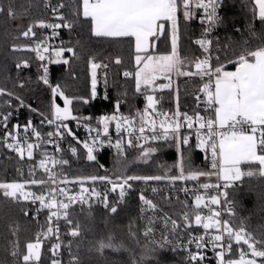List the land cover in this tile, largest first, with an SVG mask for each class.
Here are the masks:
<instances>
[{
  "label": "snow or ice",
  "instance_id": "6c2138e0",
  "mask_svg": "<svg viewBox=\"0 0 264 264\" xmlns=\"http://www.w3.org/2000/svg\"><path fill=\"white\" fill-rule=\"evenodd\" d=\"M223 0H80L75 10L77 17H83L89 24L91 34L97 38L121 40L128 38L134 42L135 72L125 71L124 77H134L135 90L144 95L146 106L143 110H137L136 114L124 115L119 112L121 101L117 99L115 104L116 112L111 115L101 116L97 119V125H102L103 135L107 138L101 139L99 127L93 128L85 125L90 136L89 141H79L75 133L69 128L65 121L77 120L72 115L70 105L72 100L65 96L60 85L52 86L48 80V68L41 64L43 75L40 79L44 84L51 87L53 96L59 95L64 100V107L53 104L51 118L44 116L41 124H55V130L47 133L33 125L29 119L25 124L16 123L9 128V122L13 116L12 111L0 110V146L14 152L20 160L27 158L34 160L36 150L39 151L40 159L33 164L28 171V178L13 180L11 182H0V194L13 202L21 200L29 201L32 204H39L36 209L37 215L47 210L45 225L41 231L36 233L33 240L27 241L23 250L19 240L11 241V256L14 264H41V251L44 241L55 239L48 251L51 253V264H62L60 251L66 248L69 253V264H80L79 257L72 251L73 240L65 244L61 240L60 221L63 220L67 226V235L73 239L81 236V226L74 221L70 209L75 204L83 206L88 203L92 196L100 198L101 194L95 188H87L84 185L88 182L95 184L97 181L107 182L111 185L110 191L119 190V197L123 200L128 189L132 187L130 181H162L175 185L177 181L196 182L198 187H183L181 190L186 195L193 196V202H182L183 211L180 213L183 224H178L167 214L162 218L165 227L171 225V231L175 232L183 227L190 229L195 225L203 229L202 234L195 236L189 234V244L195 243L196 251H189V264H202L206 259V250L210 247L215 259V264H264V238L246 230L241 223L234 225L233 221L224 217H233L235 213L228 207L235 204L228 199V189L237 187L244 177H264V43L251 48L247 44L237 54L233 53L235 59H227L222 62L219 55L213 57V52H219V47H213L214 42L209 38L210 33L218 25L223 23L218 9ZM65 7L64 3L52 6L49 0L45 2V8H51L54 21L45 19L31 20L20 36L30 39L32 42L26 45H13V51H30L35 53L40 61L46 59L50 63L68 64V59H61L65 52L76 55L73 47L53 48L48 41L50 36L38 33L39 30H52V36H57L58 29L67 28L71 30L74 21L60 11ZM27 10L25 9V14ZM202 13L200 22L204 25L201 37L194 43L202 50L201 56L190 57L181 54V17L188 22L196 19L197 14ZM0 14L11 19L17 18V11L13 4L0 3ZM259 18L264 23V0H254L253 18ZM170 45L169 50L161 53L158 51V42ZM45 54H48L46 56ZM53 56L55 59H53ZM213 61H215L213 63ZM116 64L121 60L117 58ZM235 65L234 71L226 70L225 64ZM28 67V61L18 62L16 68ZM91 67V97L97 96V70L107 69V64L90 61ZM105 84H107V73H104ZM173 77L198 78L202 83L197 95L196 108L204 105V112L208 115H201L199 110L189 114L181 112L179 108V85L175 88L176 110L173 113L161 111L157 108L159 100L155 93L164 89H172L175 83ZM158 80H166L167 83H159ZM20 88L24 87L19 83ZM0 97H8L3 103L12 107V100L18 101V107H25L21 97L6 87H0ZM107 96L105 95V99ZM88 103V100H84ZM18 110V108H17ZM36 112V109H30ZM159 121L157 131V118ZM82 119L90 120L91 117ZM115 122L117 139L115 144L108 137L109 126ZM187 128L189 134L181 136L180 130ZM122 133L127 134V147L140 149L138 159L145 163L151 155L157 151L155 147L145 148L139 142L149 141L165 142L174 141L179 154L178 174L164 176L160 175H117L115 179L109 176H83L69 179L65 173V166L70 164L63 156L64 149L60 141L65 136H72L78 143H83L86 149V159L96 161L94 154L98 148H102L107 142L110 147L117 150V156L125 154V138ZM195 135V147L203 151L208 159L210 170L205 171L192 165L190 157L185 155L184 148L190 145V136ZM47 145H52L54 153L47 151ZM190 150V147H189ZM72 156L77 155V148L69 145ZM59 154V155H57ZM121 161L117 159V164ZM37 169L43 171V175L37 178ZM18 174L23 177V171L17 169ZM216 176L217 183L201 182V177L210 179ZM223 181V183H219ZM69 184L79 185V192L73 194L67 187ZM35 187L38 191H32ZM200 189L204 192L200 193ZM223 189V190H221ZM210 190L215 194H211ZM153 192L157 190L152 189ZM87 193V196L85 195ZM140 200L154 213L157 205L152 200L140 195ZM102 202L105 208L111 213L117 212L116 206L108 203L107 192L103 195ZM24 215L28 210L23 209ZM142 211L144 209L142 208ZM36 219V217H33ZM155 215L148 218V226L144 232L145 236L154 232ZM18 228L12 229L13 236H16ZM167 242L164 237L160 247ZM122 245H117L109 237L107 241L98 242V251L112 249L119 251Z\"/></svg>",
  "mask_w": 264,
  "mask_h": 264
},
{
  "label": "trees",
  "instance_id": "16d2710c",
  "mask_svg": "<svg viewBox=\"0 0 264 264\" xmlns=\"http://www.w3.org/2000/svg\"><path fill=\"white\" fill-rule=\"evenodd\" d=\"M66 17L74 21L71 30L62 29L63 47H73L76 55L65 52L61 59H68L69 63H55L52 70L53 84L60 85L65 96L72 100V111L80 116L90 114L94 116L101 108L106 107L113 115L116 112L117 99L121 101L119 112L124 115H135L137 110H143L146 106L144 95L135 90L134 77H124L125 71L135 72L134 42L128 38L112 40L97 38L91 34L89 24L83 17H77L75 10L80 0H62ZM5 5L11 3L17 11V18L11 19L0 14V87L14 91L22 98L25 107H18V101L12 100V107L2 104L3 111H12L13 116L9 122V128L16 123H24L29 119L40 122L44 116L50 117L52 112V92L49 85L43 83L40 77L43 75L41 61L35 53L30 51H13V45H26L30 39L20 36L31 20L45 19L48 9L45 8V0H0ZM221 10L223 23L218 25L215 41L218 40L220 51L216 52L222 62L227 59H235L233 53H239L245 44L251 48L264 43V23L259 18H253L254 0H224ZM25 9L27 10L25 14ZM198 13L196 19L185 22L181 17V54L190 57L201 56L202 50L194 41L201 37L204 25L200 22ZM43 34V30L37 29ZM170 45L158 42V51L163 53L169 50ZM119 58L120 64L115 60ZM28 61V67L16 68V64ZM107 64L97 70V96L91 97V67L90 61ZM226 68H235L232 63H226ZM107 73L105 84L104 73ZM175 83L172 89H164L155 93L159 100V107L173 113L176 110L175 88L179 85V108L181 112L194 113L196 110L197 95L201 81L198 78L173 77ZM163 82V80H162ZM19 83L24 87L20 88ZM105 95L107 98L105 99ZM8 97H0L4 102ZM57 100L62 103L63 98L57 95ZM88 100V103H84ZM18 108V110H17ZM30 109H36V112ZM43 113L44 116L40 115ZM3 129H0V133ZM155 146L157 151L145 163L138 160L140 149L125 147L124 158L128 163L126 174L132 175H174L178 172L175 167L179 154L175 143L143 144ZM190 147V150H189ZM184 148L185 155L190 157L192 165L196 168L209 170V164L203 160V153L192 143ZM76 156H70L71 163L68 168L71 175L81 176L90 174L108 173L115 160L119 158L117 151L107 149L96 157V161H88L86 152L79 151ZM40 159L36 153L34 160H20L19 157L0 146V182L21 180L28 178L29 168ZM17 169L23 171L21 177ZM43 175V171L37 169V178ZM34 189H37L33 187ZM39 190V189H37ZM140 184H133L131 193L125 202L117 208L116 213H111L108 208L98 205L75 204L70 211L74 221L81 226V236L66 240H73L72 251L79 257L80 264H189L188 253L180 250H166L160 248L152 239L144 235L143 220L140 206ZM228 198L236 204L234 225L241 223L247 231L255 234L257 238H264V177H244L237 182V187L228 189ZM167 203V202H165ZM23 209L28 210L24 215ZM167 210H172L171 208ZM183 211V208H179ZM36 217V219H33ZM44 214L36 215L34 205L21 200L19 203L3 197L0 194V264H14L11 256V241L19 240L21 249L24 244L35 238L36 233L45 225ZM18 228L16 236L12 229ZM111 237L117 245H122L119 251L104 249L98 251V242L107 241ZM54 242L53 239L44 241L41 251V264H51V253L48 249ZM70 259V257H69Z\"/></svg>",
  "mask_w": 264,
  "mask_h": 264
},
{
  "label": "built area",
  "instance_id": "2783aa9c",
  "mask_svg": "<svg viewBox=\"0 0 264 264\" xmlns=\"http://www.w3.org/2000/svg\"><path fill=\"white\" fill-rule=\"evenodd\" d=\"M45 2H46V0H45ZM49 2L52 6H55L61 2L63 3L62 0H49ZM223 5H224V0H223L221 7L218 9L220 16H221L222 7H224ZM47 9H48V13H47L48 15L45 18V20H48L49 22H59V21L53 20L51 8H47ZM60 11L66 16V12L64 9H61ZM62 29L63 28L57 30L59 33L57 36H52V30L51 29L43 30V35H47V36L51 37V39L48 41V43L51 47H53V48H57V47H61V46L63 47ZM217 29H218V26L213 29V31L210 33V36H209V38L213 39L214 42H215V38H216L215 34H216ZM31 42L32 41H30V43ZM213 47H215V43H214ZM45 55L48 56V54H45ZM212 55H213V57H215L217 55V53L213 52ZM53 59H55L54 56H53ZM214 62L215 61H213V63ZM41 64H44L47 66L49 83L52 86H55L53 84V80H52V70H53V66L55 63H50L46 59L43 62L41 61ZM157 84H159V80L157 81ZM51 92H52V90H51ZM203 99H204V97H203ZM2 104H3V102H0V110H2ZM53 104L63 106L64 100L62 103H60L57 100V96L54 97L53 93H52V106H53ZM201 105H202V108L200 110L201 115H208V113L204 112V110H203L204 105L203 104H201ZM157 108L161 111L169 112L168 110H166L162 107H159V105H157ZM71 112H72L73 116H76V117L81 118V119H79V122L77 120L69 119V120L65 121V123L68 124L69 128L72 129V131L75 133V136L78 137L79 141L83 142V141L87 140L90 142L91 136L95 135V133L93 132V133H91V136H90L85 125H90L93 128L99 127L101 130V133H102L101 139H105V141H106L107 138L103 135L102 125H97V119L99 117L105 116V115H108V116L112 115L110 113V111L108 109H106V107L101 108L100 111H98L94 116H91L90 114H87L85 116H80V115L74 113L72 111V109H71ZM169 113L171 114V112H169ZM189 114L191 115L193 113H189ZM84 117H91V119L90 120L82 119ZM49 118H51V115ZM160 119H163V117L157 118V126H158L157 131L158 132L161 131L159 129ZM31 121H32L34 126L38 127L42 131V133H47V132L55 130V124L49 125L47 123L41 124V121L38 123L34 122L33 120H31ZM25 123L26 122L20 123V124L23 125ZM189 131L190 130H188L187 128H182L180 130V134H181V136L187 135V134H189ZM2 133H0V135H2ZM122 135L125 138V142H124V148H125L127 146V144H126L127 134L122 133ZM108 137H110L112 140V143L115 144V141L117 139L115 122L111 123L109 126ZM196 142L197 141H196L195 135L194 134L191 135L190 136V144L193 143L195 145ZM139 143L140 144H144V143L146 144V142L143 140H141ZM164 143H175V142L174 141L165 142L163 140L154 141V142L153 141L147 142V144H159V145L164 144ZM60 144H61V147L65 150L63 153L64 158L68 159L70 161V163H71L70 156L72 154L69 151V145L77 148V155L80 153L79 151H81V150H84V152L87 151L86 149H84L83 143H78L77 140L73 139L72 136L66 135L65 138L60 141ZM107 149H113V150L117 151L114 147H110L107 144V142H105L104 146L102 148H98L94 154L97 156L99 153L101 154L103 151H105ZM39 151H41V150H36V153L39 154ZM47 151L49 153H54L55 149L52 145H47ZM202 153H203V160L207 161V163L209 164L208 159L205 158L206 154L203 151H202ZM57 155H59V154H57ZM69 166H70V164L68 166H65V169H64L65 173L69 177V179H72L75 177L91 176V175L109 176V177H112L113 179H115V177L117 176L111 170L108 173H104V174H90V175L75 176V175L70 174V172L68 170ZM209 170H210V165H209ZM161 176H164V175H161ZM136 182H138L140 184V189H141L140 195L143 194L145 196V198L152 200L153 203L157 205V210L154 213L151 209H149L146 205H144L143 202L139 198L140 206H141V212H142V220L144 223L143 232H145L146 227L148 226V218L153 217V215H155L154 232L148 235V237L150 239H152L160 247L163 238L167 237V242H165L164 246L160 247V248H163L166 250H180V251H184V252L188 253V255H189V251L195 252L196 251L195 243H193V244L188 243L189 234L198 236V235L202 234L203 229L197 228L195 225H193V227L190 229H185L183 227H180L175 232H173V231H171V225H168V227H165L162 218L165 214H167L172 219H176L178 224H183V221H182L181 216H180V213L182 211H179V208L180 207L183 208L182 202L185 200H187L189 205H191L193 202V196L190 194L186 195L181 189L183 187H188V188L198 187L196 182L177 181V182H175V185L173 186V185L169 184L166 180L149 181L147 183H145L144 181H130V183L132 184V187H133V184ZM201 182L217 183L218 181H217L216 176H212L210 179L201 177ZM219 183L222 184L223 181H219ZM67 187L69 189H71L73 194L79 192V185L69 184V185H67ZM84 187H87L89 189L94 187L95 190L101 194L100 198L92 196L91 199L89 200V202L86 204L95 205V206L98 205V206L104 207V204L102 202V198H103V195L105 194V192H107L109 205L110 206H116L117 208L125 202V200L129 196V194L131 193V189H132V187L130 189H128L123 200H121V198L119 197V190H117L116 192L110 191L111 185L108 184L107 182L97 181L95 184H92V182H88L84 185ZM153 188H155L157 191L153 192L152 191ZM31 190L32 191H38L37 189H34V188H32ZM221 190H223V189H221ZM199 191H200V193L204 192L203 189H200ZM210 192H211V194H215V192L212 190H210ZM85 195L87 196V193H85ZM229 200H231V199H229ZM26 202L32 204L29 201H26ZM165 202H167V203H165ZM32 205H34L35 209H37L39 207L38 203L32 204ZM228 207L235 213L236 204H229ZM142 208L144 209V211H142ZM166 208H168V209L171 208L172 210H167ZM40 214L41 215L44 214L46 217L48 213H47V210H43L38 215H40ZM36 215H37V212H36ZM224 218H228V219L232 220L233 217H231V218L224 217ZM59 223H60V231H61V237L60 238L65 244H67L68 241L66 240V236H65V224H64L63 220H61ZM55 242L56 241L54 239L53 243H55ZM59 258L61 259L62 264H69V253H68V250L66 248L61 249ZM202 264H215V259H214V256H213V253H212V250L210 247L206 250V259L202 262Z\"/></svg>",
  "mask_w": 264,
  "mask_h": 264
},
{
  "label": "rangeland",
  "instance_id": "374dc122",
  "mask_svg": "<svg viewBox=\"0 0 264 264\" xmlns=\"http://www.w3.org/2000/svg\"><path fill=\"white\" fill-rule=\"evenodd\" d=\"M60 107L63 108L64 104H63V106H60ZM70 108H71V105H70ZM147 147H155V146L148 145ZM117 159H119L121 161L120 164H117ZM117 159L115 160V164L112 166L111 171L114 172L116 175H128V174H126V171L128 168V163H127V161H125L126 159L124 157H119ZM138 160H140V159H138ZM140 161H142V160H140ZM175 174H178V172ZM132 175H136V174H132Z\"/></svg>",
  "mask_w": 264,
  "mask_h": 264
},
{
  "label": "crops",
  "instance_id": "0c3cea01",
  "mask_svg": "<svg viewBox=\"0 0 264 264\" xmlns=\"http://www.w3.org/2000/svg\"><path fill=\"white\" fill-rule=\"evenodd\" d=\"M226 70H228V71H234L235 68H226ZM159 83H167V81L166 80H163V82H162V80H159Z\"/></svg>",
  "mask_w": 264,
  "mask_h": 264
}]
</instances>
